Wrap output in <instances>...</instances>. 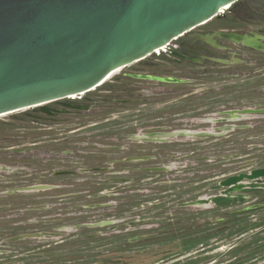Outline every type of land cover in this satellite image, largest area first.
<instances>
[{
  "label": "rangeland",
  "instance_id": "1",
  "mask_svg": "<svg viewBox=\"0 0 264 264\" xmlns=\"http://www.w3.org/2000/svg\"><path fill=\"white\" fill-rule=\"evenodd\" d=\"M158 52L122 69L91 92L43 105L57 108L63 102L82 109L64 108L54 116L32 107L0 117V152L13 155L9 160L0 157V166L12 170L0 171V264H184L186 257L197 253L194 238L202 235L203 223L264 205V190L248 193L252 196L247 200L230 206L188 204L219 194L222 189L214 187L225 178L264 167V115L220 117L230 109L260 107L264 98H253L252 93L251 98H241L233 92L201 98L193 84L126 77L138 71L163 75V53ZM152 62L158 65L151 66ZM33 115L43 120L36 121ZM225 125L239 127L224 129ZM78 127L90 129L86 140V129L78 135L72 132ZM153 128L207 135L159 143L125 137L145 136ZM69 136L74 137L73 142ZM53 147L85 151L87 157L80 158V163L67 158L51 162L44 154L54 153ZM22 148H27L23 154L13 153ZM134 154L142 160L125 161ZM165 165L164 172L142 171ZM94 166L102 169L93 171ZM68 169L74 172L57 176L58 170ZM37 184L55 188L41 193L12 191ZM232 193L240 194L237 190ZM144 217L148 220L143 221ZM244 217L235 227L261 225L264 209ZM24 233L44 235L8 241ZM224 235L217 243L207 240L213 247L208 253L198 252V264L226 261L228 256L216 255L240 237L235 240L227 232Z\"/></svg>",
  "mask_w": 264,
  "mask_h": 264
},
{
  "label": "water",
  "instance_id": "2",
  "mask_svg": "<svg viewBox=\"0 0 264 264\" xmlns=\"http://www.w3.org/2000/svg\"><path fill=\"white\" fill-rule=\"evenodd\" d=\"M235 1L0 0V115L32 107L46 111L44 104L91 92L114 71L163 50L174 38L213 19ZM134 76L157 82H181L169 76ZM241 113L264 114V108H249ZM198 135L207 132H154L149 140ZM149 170L158 172L166 167ZM39 188L43 186L22 189ZM214 189L222 190L188 204L209 208L243 202L252 196L248 193L264 190V167L225 178ZM235 190L240 194L232 193ZM42 235L24 233L8 240Z\"/></svg>",
  "mask_w": 264,
  "mask_h": 264
},
{
  "label": "flooded vegetation",
  "instance_id": "3",
  "mask_svg": "<svg viewBox=\"0 0 264 264\" xmlns=\"http://www.w3.org/2000/svg\"><path fill=\"white\" fill-rule=\"evenodd\" d=\"M224 34H232L234 37L231 38L225 36ZM239 37H243L244 39H241ZM244 40H246L247 43H245ZM162 53V62L164 63L163 67L165 72L163 75L154 74L152 72L144 73L138 71L135 73H130L126 75V77L134 81L145 80L134 76L138 74L175 77L180 79L181 82L165 83L171 85L193 84L194 86H198V96H200L201 98H216L210 95L217 94L220 92H233L236 97L241 98H251L250 96L252 93L253 98H264V0L235 1L232 5L229 6V8H226L224 12L221 11V13L213 19L211 18V20L204 22L193 30L174 38L171 42L167 44L166 49L162 50ZM150 65L156 66L158 64L152 62V64ZM184 76L191 78H185ZM226 78L231 79V81L227 82ZM220 81L225 82L219 83ZM169 93H171V90ZM59 104L60 105L57 108L47 107L46 111H43L42 109L41 110L48 115L55 116L56 114L62 113L64 111V108L76 107L82 109L83 107L80 105L74 106L72 104L63 102H59ZM249 108L262 109L264 108V103H261L260 107H244L242 109H230L222 113L220 117L264 115L263 113H241L243 110ZM33 117L36 121L43 120V117L39 115H33ZM83 122L85 121H80V123H78L81 124ZM226 126L229 125H225L223 128L226 129ZM84 129H86L87 132L85 135L86 140L87 136H90L91 134L89 128L78 127L74 128L72 132H74V135H78V133ZM162 131L170 132L177 130L166 131L164 129L154 130L153 128L152 131L148 132L145 136L126 135L125 137L127 140L145 141L149 143L170 142L171 140L175 139L173 138L167 141L149 140L150 134ZM75 138L77 139V137ZM98 138L103 139L102 136H99ZM67 139L70 142H73L74 137L69 136ZM59 143L60 141H58V144ZM78 147H81V145H78ZM25 150H27V148L14 149L13 153L17 152V154H23L22 151ZM63 152H65V154ZM83 152L85 154V151ZM10 153V151L0 152V157H6L9 160L10 157L13 156L10 155ZM38 153L41 154L42 152ZM84 154L79 153L78 150H66L65 147H57L54 153L44 155H48V160H50L51 162H62L65 161V158H67V160L69 159L68 161H76L77 163H80V158L86 156V154ZM126 157H128L125 160L126 162H138L142 160L141 158L135 156V154L131 157ZM121 165L122 164H118L117 166ZM72 166H74V164H72ZM159 167H166V169H168V165H165L158 167L143 168L142 171L147 173H160L165 171L163 170L156 172L149 170L151 168ZM101 169L102 167L99 166H94L92 168L93 171H100ZM1 170L5 172L12 171L11 167L6 165L3 167L0 166V171ZM73 172L74 170L71 169L58 170L57 176L67 177L70 173ZM38 178H41V175ZM64 181L66 180L64 179ZM30 186H43V188L35 190L22 189ZM30 186H24L21 187V189H12V191H14L13 193H41L48 192L50 189L55 188L49 184H37ZM20 201L21 200L19 199V202ZM143 220L145 221L147 220V218L144 217ZM134 222L135 220L132 221V223ZM55 235L60 236L62 235V233H56ZM25 240L30 239L8 241L21 242Z\"/></svg>",
  "mask_w": 264,
  "mask_h": 264
},
{
  "label": "trees",
  "instance_id": "4",
  "mask_svg": "<svg viewBox=\"0 0 264 264\" xmlns=\"http://www.w3.org/2000/svg\"><path fill=\"white\" fill-rule=\"evenodd\" d=\"M260 193L261 192H259V194ZM261 209H264V205L254 209L234 211L233 213L224 216V219L221 221L203 223L200 226V229L202 230L204 228L203 230H208L205 233H203L202 230V235H200L198 239L194 238L195 241H198V247L194 249L197 253L186 257L185 259L187 260L184 264H198V252L202 250L201 252L208 253V249L213 247L212 243H208L207 240L216 239L217 243L221 241L220 239L227 236L224 235L225 232L231 237H235V240L238 237L240 238L234 242H230L224 251L219 252L216 255V258L228 256L226 261L220 262L219 264H259L264 260V219L262 220V218H260L259 224L261 225L252 224V226L249 227H247V225L235 227V225L245 219L244 216L247 213ZM193 228H198V226ZM230 228L233 229L229 232ZM192 239L193 238H191V240ZM188 249L189 248H187V250ZM216 249L218 248L216 247L214 250ZM187 250L186 252H189Z\"/></svg>",
  "mask_w": 264,
  "mask_h": 264
},
{
  "label": "bare ground",
  "instance_id": "5",
  "mask_svg": "<svg viewBox=\"0 0 264 264\" xmlns=\"http://www.w3.org/2000/svg\"><path fill=\"white\" fill-rule=\"evenodd\" d=\"M226 8H229V5L226 7ZM222 12H224V10H222ZM166 49V48H165ZM165 49H163V50H165ZM160 49H158V51H159ZM160 51H162V50H160ZM160 54V53H159ZM122 69H118V70H116V71H114L107 79H106V81L107 80H109L112 76H114V74H116V73H118L119 71H121ZM106 81H104L102 84H104ZM102 86V85H101ZM82 94H84V93H81V95ZM77 95H75V94H73L70 98H75ZM25 109V108H24ZM6 114V113H5ZM5 114H2V115H0V117L1 116H4Z\"/></svg>",
  "mask_w": 264,
  "mask_h": 264
},
{
  "label": "built area",
  "instance_id": "6",
  "mask_svg": "<svg viewBox=\"0 0 264 264\" xmlns=\"http://www.w3.org/2000/svg\"><path fill=\"white\" fill-rule=\"evenodd\" d=\"M165 48H166V46H164L162 49H165ZM156 53L159 54L158 50H156Z\"/></svg>",
  "mask_w": 264,
  "mask_h": 264
}]
</instances>
